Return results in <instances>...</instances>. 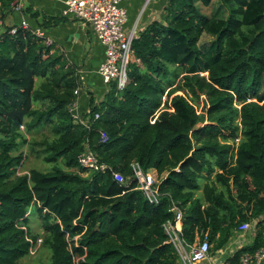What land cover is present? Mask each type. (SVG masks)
Listing matches in <instances>:
<instances>
[{
  "label": "trees",
  "instance_id": "obj_1",
  "mask_svg": "<svg viewBox=\"0 0 264 264\" xmlns=\"http://www.w3.org/2000/svg\"><path fill=\"white\" fill-rule=\"evenodd\" d=\"M212 1H166L132 40L128 83L90 103L99 117L89 128L69 111L81 77L45 37L0 21V264L29 254L33 214L43 264H178L163 227L172 202L184 240L207 233L210 253L253 223L252 241L225 264L264 246V0H220L219 17L200 10ZM11 2L0 0V19ZM40 129L50 136L28 138ZM24 145L39 146L50 170L17 173ZM86 147L126 182L81 167ZM133 161L155 170L157 203L130 181Z\"/></svg>",
  "mask_w": 264,
  "mask_h": 264
},
{
  "label": "built area",
  "instance_id": "obj_2",
  "mask_svg": "<svg viewBox=\"0 0 264 264\" xmlns=\"http://www.w3.org/2000/svg\"><path fill=\"white\" fill-rule=\"evenodd\" d=\"M121 0H65V7L62 11L64 16H73L83 23L88 24L96 39L104 46L105 55L98 67V74L102 81L109 85L114 82L117 89L121 90L128 83V63L131 59V43L137 35L136 25L131 26L130 30L125 29L127 20L126 9L121 6ZM11 8L21 10L23 0H12ZM19 26L29 28L27 20L21 18ZM16 28H11V33H15ZM35 35L45 37L41 28L31 30ZM46 38V43L50 44ZM82 80V78H81ZM81 88L77 87L74 94L78 95ZM76 99L69 106V111L75 121L89 128V122L99 117L94 113L89 116L87 109L82 114L76 111ZM21 129L23 127L21 126ZM108 136L104 130H100V140L105 142ZM81 167L88 172L109 171L113 180L118 183H125L122 173L113 169L110 165L98 159L97 155L86 147L77 157ZM130 181L136 183L135 188L142 191L146 199L151 203H157L159 196V180L154 169H143L137 161L131 162ZM178 170V168H176ZM169 211L174 213L171 221L167 220L164 224L165 233L169 241L174 245L178 256L179 264H225V259L213 257L210 253V242L207 233L200 236L191 244H188L182 237V212L177 205L172 202ZM253 226L250 222H243L238 226L237 232L251 231ZM31 251V248H30ZM264 261V246L257 249L254 253H244L240 256L238 264H262Z\"/></svg>",
  "mask_w": 264,
  "mask_h": 264
},
{
  "label": "crops",
  "instance_id": "obj_3",
  "mask_svg": "<svg viewBox=\"0 0 264 264\" xmlns=\"http://www.w3.org/2000/svg\"><path fill=\"white\" fill-rule=\"evenodd\" d=\"M166 1L121 0L120 4L126 9L127 16L125 29L130 30L131 26L136 25L138 31L142 30L159 18ZM64 7L65 0H23L21 10H5L0 21L9 26L18 24L21 18H25L29 29H42L45 38L51 41L50 52L62 55L68 67L82 78L81 90L76 95V111L82 114L92 101L99 102L108 90V85L98 74L105 48L88 24L73 16H64ZM250 232H236L221 249L211 253L212 256L226 260L236 249L252 241Z\"/></svg>",
  "mask_w": 264,
  "mask_h": 264
},
{
  "label": "rangeland",
  "instance_id": "obj_4",
  "mask_svg": "<svg viewBox=\"0 0 264 264\" xmlns=\"http://www.w3.org/2000/svg\"><path fill=\"white\" fill-rule=\"evenodd\" d=\"M200 8L202 13L208 15H214L219 17V16H225L227 14L226 7L223 5L221 6L220 0H213L210 6L208 7L201 6ZM210 39L211 37H208L206 35L200 39V42H208ZM37 83H39L38 80ZM165 94L166 93H164L162 97L163 100H165L166 98ZM47 135H49V133L46 129H40L39 131L33 130L32 133L28 134L27 136L30 140H40L41 138ZM38 147L39 146H35L36 149L33 150L28 145L22 146L21 151L23 153V161L21 165L17 168V173L19 174L27 173L31 168H37L43 171L50 170L51 164L45 162L42 158V155L37 154V152L40 151ZM250 224L253 226L252 222H250ZM28 225L30 227L31 233L35 234L37 236V239L35 243L33 242L29 254L23 259H21L20 262L22 264H43L49 259L50 252L46 247L41 245V238L43 237V233H44L41 220L38 218L36 214H33L30 216V222ZM252 230L249 235L251 239H253V235L255 232L254 229Z\"/></svg>",
  "mask_w": 264,
  "mask_h": 264
}]
</instances>
